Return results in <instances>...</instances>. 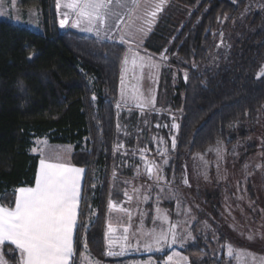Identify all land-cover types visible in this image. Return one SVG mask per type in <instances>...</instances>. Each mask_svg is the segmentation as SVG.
I'll use <instances>...</instances> for the list:
<instances>
[{
  "label": "trees",
  "instance_id": "1",
  "mask_svg": "<svg viewBox=\"0 0 264 264\" xmlns=\"http://www.w3.org/2000/svg\"><path fill=\"white\" fill-rule=\"evenodd\" d=\"M57 4L20 0L22 7L41 9L40 31L0 19V197H6L0 204L14 207L13 189L35 184L40 156L31 149L37 138L73 145L72 162L86 168L73 264H80L85 242L96 259L108 261V208L123 165L117 145L126 114L117 105L127 49L119 40L63 29ZM143 47L167 57L158 87L180 113L168 172H184L192 156L219 143L231 147L253 131L264 108V0H165ZM175 67L182 73L177 85ZM150 115L155 123L158 115ZM123 166L133 175V167ZM219 232V240L196 234L180 248L190 264H235ZM3 253L7 264H18L12 244H4ZM148 255L162 257L138 252L124 259Z\"/></svg>",
  "mask_w": 264,
  "mask_h": 264
},
{
  "label": "rangeland",
  "instance_id": "2",
  "mask_svg": "<svg viewBox=\"0 0 264 264\" xmlns=\"http://www.w3.org/2000/svg\"><path fill=\"white\" fill-rule=\"evenodd\" d=\"M158 1L138 0V7L129 16V8H115L114 0V10L120 14V19L108 15L105 21L93 25L92 31H87L86 22L81 21L80 27L74 26L76 11L67 5L75 0H59L60 21L65 17L69 19L65 28L119 40L125 44L128 58V64L123 63L119 98L120 111L126 117L119 123L123 138L117 150L122 164L133 167L134 172L126 174L125 166L120 163L113 179L110 204L116 207L109 205L107 222L113 225L114 231L108 229L107 239L113 241L111 251L115 254L108 255L112 260L104 261L84 249L77 261L80 264H187V256L180 250L183 245L194 240L196 234L219 240L221 231L219 233L226 236L222 246L230 256L228 246L231 245L230 257L235 264H264V108L258 114L253 131L239 142L231 147L219 143L206 155L192 156L186 160L184 172H175L172 168L171 172L167 171L174 163L172 138L175 137L176 146L179 127L173 124L179 126L180 113L170 104L166 91L158 87L167 57L155 56L143 47L155 21L150 12ZM123 2L131 6V0ZM0 19L35 31H40L43 24L41 9L22 7L20 0H0ZM135 57H144L142 69L139 60L136 65L132 64ZM181 74L175 67L173 85L178 84ZM134 96L140 99H133ZM135 113L140 115L136 122L131 121ZM150 114L158 115L155 123L150 122ZM163 114L167 118L162 117ZM130 137L140 139L130 145ZM143 137L148 138L145 145L140 143ZM150 142L153 147H149ZM31 151L39 156L59 155L63 160L72 161L74 146L53 144L47 137H41L34 141ZM137 158L142 159L143 165L136 163ZM149 167L152 173L148 172ZM160 232L168 233L167 242L152 243L149 234ZM173 232L176 243L171 242ZM84 251L88 253L83 255ZM132 251L160 253L162 257L148 255L143 263L124 259Z\"/></svg>",
  "mask_w": 264,
  "mask_h": 264
},
{
  "label": "snow or ice",
  "instance_id": "3",
  "mask_svg": "<svg viewBox=\"0 0 264 264\" xmlns=\"http://www.w3.org/2000/svg\"><path fill=\"white\" fill-rule=\"evenodd\" d=\"M164 2L165 0H160L153 5L151 17L155 18ZM57 6L59 7V0ZM67 7L76 11L77 20L74 26L80 27L81 21L86 22L89 25L85 29L87 31H92V26L97 22L105 21L108 15L120 19V14L114 10V0H75V3L68 4ZM125 7L129 8L130 16L138 7V0H131L130 7L123 0H115V8ZM64 23L65 21H61L62 25ZM118 26L119 23H117ZM97 35H99L98 30ZM137 60L142 69L144 57L133 58L132 64L136 65ZM124 64H128L127 57L124 59ZM151 66L158 67L155 64ZM261 74H264V69ZM121 84L123 85V79ZM133 99H140V97L134 96ZM173 127L179 126L173 124ZM172 146L175 147V137L172 138ZM83 171L82 168L62 162L59 155L50 156L48 159L42 158L39 161L35 185L13 189L14 207L9 208L0 204V246L10 242L19 252L18 264H72L75 255L73 235L77 226L80 179ZM152 171L153 169L149 167L148 172L152 173ZM184 183L187 184V180H184ZM0 199H6V197H0ZM110 206L116 207L114 203ZM164 218L167 219L166 216ZM108 228L109 232L114 231L111 225ZM124 231L127 232V229ZM149 235L152 237V243L157 245L168 240V233H150ZM124 240H127L126 236ZM171 242L176 243L174 232L171 235ZM112 246L113 241L110 239L107 255L115 254L111 251ZM83 247L87 250L86 242ZM228 254L232 255L231 245L228 246ZM0 264H7L2 250H0Z\"/></svg>",
  "mask_w": 264,
  "mask_h": 264
},
{
  "label": "crops",
  "instance_id": "4",
  "mask_svg": "<svg viewBox=\"0 0 264 264\" xmlns=\"http://www.w3.org/2000/svg\"><path fill=\"white\" fill-rule=\"evenodd\" d=\"M32 150V149H31ZM33 153V152H32ZM42 158H45V159H48L49 157H44V156H40V159H42ZM40 159H39V161H40ZM62 162H64V163H67V164H69V165H71V166H74V167H77V168H82V169H84V171H83V173H81V179H80V200H79V206H78V216H77V226H78V224H79V214H80V211H81V203H82V199H83V193H84V183H85V176H86V168L85 167H82V166H79V165H76V164H74L71 160H63L62 159ZM38 172H39V163H38V169H37V175H38ZM35 185V184H34ZM34 185H32V186H21V187H33ZM20 188V187H19ZM109 225H111V226H113L112 224H110V223H108L107 222V232H106V234H107V236H108V226ZM77 226H76V228H75V230H74V235H73V241H74V248H75V243H76V234H77ZM117 226V225H116ZM108 239H107V247H108ZM6 243H8V244H11L10 242H5L4 244H6ZM3 244V245H4ZM3 245L2 246H0V250H2V253H3ZM109 248V247H108ZM18 251V250H17ZM75 253H76V249H75ZM88 252L87 251H84L83 252V255H85V254H87ZM130 253H138V251L137 252H130ZM18 255H19V252H18ZM90 257V256H89ZM148 257L149 256H140V257H132V258H130V260H142V263H143V261L145 262L147 259H148ZM3 258H4V260L6 261V258H5V256H4V253H3ZM74 258H75V255H74ZM74 258H73V261H72V264H73V262H74ZM139 263V262H138ZM175 263H177V262H175ZM175 263H172V264H175ZM141 264V263H140Z\"/></svg>",
  "mask_w": 264,
  "mask_h": 264
},
{
  "label": "water",
  "instance_id": "5",
  "mask_svg": "<svg viewBox=\"0 0 264 264\" xmlns=\"http://www.w3.org/2000/svg\"><path fill=\"white\" fill-rule=\"evenodd\" d=\"M61 21H65V23L62 25L61 24ZM60 21V25L61 27L64 29L65 28V25L68 23L69 19L67 17H65L63 20Z\"/></svg>",
  "mask_w": 264,
  "mask_h": 264
},
{
  "label": "built area",
  "instance_id": "6",
  "mask_svg": "<svg viewBox=\"0 0 264 264\" xmlns=\"http://www.w3.org/2000/svg\"><path fill=\"white\" fill-rule=\"evenodd\" d=\"M175 264H182V263H175ZM184 264H186V263H184ZM187 264H189V263H187Z\"/></svg>",
  "mask_w": 264,
  "mask_h": 264
}]
</instances>
